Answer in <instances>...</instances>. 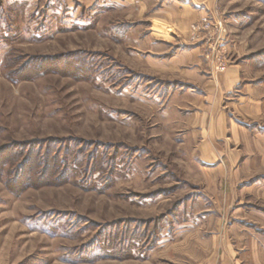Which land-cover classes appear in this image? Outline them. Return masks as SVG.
Segmentation results:
<instances>
[{
	"label": "rangeland",
	"instance_id": "1",
	"mask_svg": "<svg viewBox=\"0 0 264 264\" xmlns=\"http://www.w3.org/2000/svg\"><path fill=\"white\" fill-rule=\"evenodd\" d=\"M220 9L193 22L210 21L196 40L190 24L189 44L217 72L241 52L264 67V0ZM131 13L117 0H0V264H184L204 220L190 216L183 136L164 123L184 91L133 59L143 23ZM147 24L143 37L173 41Z\"/></svg>",
	"mask_w": 264,
	"mask_h": 264
},
{
	"label": "crops",
	"instance_id": "2",
	"mask_svg": "<svg viewBox=\"0 0 264 264\" xmlns=\"http://www.w3.org/2000/svg\"><path fill=\"white\" fill-rule=\"evenodd\" d=\"M117 2L143 23L133 39L143 53L133 59L184 91L172 97L173 114L164 122L183 136L184 174L196 192L190 216L204 219L184 239V264H264V67L241 52L217 72L202 45L189 44L190 24L222 9L223 0ZM145 23L156 32L167 27L182 46L165 58L176 42L143 37Z\"/></svg>",
	"mask_w": 264,
	"mask_h": 264
},
{
	"label": "built area",
	"instance_id": "3",
	"mask_svg": "<svg viewBox=\"0 0 264 264\" xmlns=\"http://www.w3.org/2000/svg\"><path fill=\"white\" fill-rule=\"evenodd\" d=\"M210 28V21L208 18L203 17L197 23H193L190 26L191 39L196 40L199 36L206 32ZM223 68L222 66L220 67Z\"/></svg>",
	"mask_w": 264,
	"mask_h": 264
}]
</instances>
